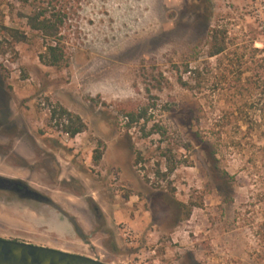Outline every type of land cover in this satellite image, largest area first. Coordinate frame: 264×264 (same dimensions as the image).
I'll return each instance as SVG.
<instances>
[{
	"label": "rangeland",
	"instance_id": "rangeland-1",
	"mask_svg": "<svg viewBox=\"0 0 264 264\" xmlns=\"http://www.w3.org/2000/svg\"><path fill=\"white\" fill-rule=\"evenodd\" d=\"M46 1L0 0V24L27 35L0 52V175L50 196L75 224L0 191V237L115 264H264V72L253 44L264 0H52L66 13L62 67L41 62L45 40L26 18ZM217 23L234 38L230 56L244 54L241 76L227 56H208ZM57 104L86 130L66 135L51 120ZM142 107L151 122L129 127L121 109ZM154 123L165 139L149 135Z\"/></svg>",
	"mask_w": 264,
	"mask_h": 264
},
{
	"label": "trees",
	"instance_id": "trees-1",
	"mask_svg": "<svg viewBox=\"0 0 264 264\" xmlns=\"http://www.w3.org/2000/svg\"><path fill=\"white\" fill-rule=\"evenodd\" d=\"M47 6L41 8L40 10H33L32 13L26 16L28 26L35 31H38L44 38L46 44V50L41 53L40 60L42 63L54 67H62L68 63V57L65 50V45L63 41V27L65 25L66 13H64L60 8L57 9V6L53 3L52 0L46 1ZM258 38V39H257ZM27 39V35L19 28L10 27L8 25L0 24V52L6 54L10 49H14L17 43L23 42ZM256 41H259L262 44V47H255L256 54L262 53L259 70L264 72V22L262 24V30L259 37L253 39V44ZM234 38L230 35L228 27L220 25L217 23L212 26L209 34L208 41V56L210 57H219L225 55L227 56L232 66L239 65L240 76L244 74L247 69L243 64L244 54L238 58H233L231 54V46H233ZM257 56V55H256ZM259 61V60H258ZM222 66V63L220 64ZM186 72H191L197 75V78L201 76V70L199 68H193L188 66ZM219 73L223 78H226V72L220 70ZM264 74V73H262ZM260 75L259 80L255 81L259 83V87L262 88L264 92V79ZM179 83L186 88L190 87L189 81L187 78L182 76L179 79ZM124 117L127 120L129 127L139 124L144 121V124L147 125L151 122L149 107H142L140 109H121ZM51 120L55 121L57 125L62 126L63 132L67 133L70 137H75L79 133L86 130L87 124L84 119L78 113H75L61 104L53 105L51 108ZM246 122L249 131L253 128V120L246 116L244 119ZM144 125V127H146ZM150 134H158L165 139L167 136V129L158 123H154L150 129ZM164 156L168 160V171L169 173L173 172L176 168L175 164L169 163L171 160L168 153H165ZM102 158V152L100 149L94 151V160L96 163ZM166 175V174H165ZM191 215V211L187 212V216Z\"/></svg>",
	"mask_w": 264,
	"mask_h": 264
},
{
	"label": "water",
	"instance_id": "water-1",
	"mask_svg": "<svg viewBox=\"0 0 264 264\" xmlns=\"http://www.w3.org/2000/svg\"><path fill=\"white\" fill-rule=\"evenodd\" d=\"M0 191L16 193L27 199L50 205L59 210L75 224L74 218L66 213L50 196L31 187L22 179L0 175ZM78 233L82 230L77 228ZM0 264H115L86 254L44 246L24 240L0 237Z\"/></svg>",
	"mask_w": 264,
	"mask_h": 264
},
{
	"label": "built area",
	"instance_id": "built-area-1",
	"mask_svg": "<svg viewBox=\"0 0 264 264\" xmlns=\"http://www.w3.org/2000/svg\"><path fill=\"white\" fill-rule=\"evenodd\" d=\"M66 135H68L67 133H65ZM69 136V135H68Z\"/></svg>",
	"mask_w": 264,
	"mask_h": 264
}]
</instances>
